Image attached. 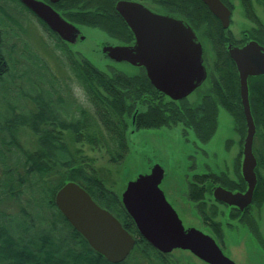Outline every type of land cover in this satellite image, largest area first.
Wrapping results in <instances>:
<instances>
[{"label": "trees", "instance_id": "1", "mask_svg": "<svg viewBox=\"0 0 264 264\" xmlns=\"http://www.w3.org/2000/svg\"><path fill=\"white\" fill-rule=\"evenodd\" d=\"M6 1L15 2L21 10L31 13L18 0H0V93H8L7 105L3 104L0 109V264H175L170 254L158 252L140 236L120 196L104 185L96 169L74 144L95 143L104 149L111 164L118 165L128 151L129 127L142 130L182 124L206 143L217 129V106L229 111L243 138L245 120L240 111L239 85L233 67L227 64L215 68L217 76L211 90L214 102L204 99L192 108L157 91L143 68L135 75L99 70L64 47L65 43L36 19L55 40L54 47L61 51V62L68 75L58 78L38 56L22 52L27 62L20 69L19 56L15 60L13 49L11 53L4 47L6 36L17 38L16 28L20 27L5 8ZM116 1L59 0L54 6L73 24L97 28L111 38L129 43L132 35L115 11ZM191 1L157 0L169 12H176L181 6L183 11H188ZM65 78L79 86L82 102L73 97ZM20 80H25L26 88ZM248 86L256 129L254 139L258 137L262 142L261 150L254 145L252 148L257 160L253 204H264V179L259 174V169L264 170V82L253 78ZM223 94L229 95L228 100ZM11 100L15 101L9 103ZM23 130L35 138L32 148L21 141ZM236 170L237 181L223 173L203 174L194 175L187 184V199L195 204L204 226L218 241L222 239V225L215 220V206L211 205L208 209L211 214H207L206 196H211L214 184L230 190H245L239 168ZM67 182L80 185L135 238L134 248L124 261L110 263L96 253L58 211L54 196ZM239 217L233 211L228 218L241 223L243 219Z\"/></svg>", "mask_w": 264, "mask_h": 264}, {"label": "water", "instance_id": "2", "mask_svg": "<svg viewBox=\"0 0 264 264\" xmlns=\"http://www.w3.org/2000/svg\"><path fill=\"white\" fill-rule=\"evenodd\" d=\"M18 1L64 43L83 40L78 26L64 19L46 2ZM57 1L49 0L51 3ZM202 1L226 27L228 10L220 1ZM114 8L131 31L134 43L105 45L101 47L103 54L116 63L125 62L143 68L150 84L173 101L187 97L202 84L206 72L202 66L201 48L183 20L157 13L133 1L119 0ZM229 52L239 75V94L246 126L240 167L246 190L233 193L216 186L212 195L216 201L242 210L252 202L256 185V160L252 152L256 130L249 106L247 77L264 75V51L261 47H244ZM163 177V168L154 164L148 173L129 181L120 194L122 206L140 236L162 254L179 250L205 264H235L222 252L213 236L196 227L183 225L160 188ZM54 203L69 225L108 262L124 261L134 248L135 238L77 183L67 182L58 189Z\"/></svg>", "mask_w": 264, "mask_h": 264}, {"label": "rangeland", "instance_id": "3", "mask_svg": "<svg viewBox=\"0 0 264 264\" xmlns=\"http://www.w3.org/2000/svg\"><path fill=\"white\" fill-rule=\"evenodd\" d=\"M145 2L150 8L162 11L153 0H140ZM5 8L16 19L20 27L16 28L17 38L7 35L5 38V48H8L17 60L19 56L23 69L27 62L22 54H35L58 76L67 77L66 68L62 64V53L54 47L55 40L50 38L40 26L36 18L26 10H21L15 2L6 1ZM76 25V24H75ZM78 26L83 40H77L74 44H65L72 52L79 54L88 60L99 70L110 73L111 70L122 72L126 75H135L140 69L128 63H115L101 52V45H128L118 38L109 37L104 31L97 28ZM13 38V39H10ZM20 52V53H19ZM71 94L79 102H82L83 95L76 82L65 78ZM26 88L25 80H20ZM209 77L196 91L187 97L190 105L195 104V99L209 92ZM6 89V88H5ZM6 93H0V109L7 105ZM12 94L14 92L12 91ZM14 99V98H13ZM15 100L9 101V103ZM21 104H25L23 100ZM87 104V103H85ZM26 105V104H25ZM3 109V108H2ZM31 134V133H30ZM27 130H23L20 139L32 148L35 138ZM240 137V141H239ZM128 151L120 164H111L102 147L99 145L80 142L74 146L80 149L83 158L96 169L99 179L107 188L113 190L118 196L124 190L126 184L134 180L139 174H146L154 164H159L164 170V177L160 184L167 201L176 210L179 218L185 227H196L214 237L208 230L196 210L195 204L187 199V184L192 176L200 171L211 170L220 175L225 174L234 180L237 177V168L240 172L241 164V135L237 130L235 121L227 113L220 111L217 118V130L211 140L206 144H199L190 129H184L182 125L161 127L158 129L134 130L128 128L126 133ZM71 140V139H70ZM228 149L226 147V141ZM239 141V144H238ZM261 139L256 137L253 145L257 150H261ZM264 179V172L259 169ZM217 184H214L216 186ZM205 210L211 214L209 207L215 206L217 215L215 220L222 225V239L217 241L222 252L232 259L235 264H264V253L259 248V240L252 233L247 232V228L239 223L238 219L230 220L229 210L223 205L216 203L212 196H206ZM263 210V209H262ZM250 216V218H249ZM248 219L251 221L264 222V212L255 205L249 211ZM264 225V224H262ZM261 225V226H262ZM262 228V227H261ZM264 236V228H262ZM260 236L259 234H257ZM261 237V236H260ZM128 257V256H127ZM170 260L175 264H205L190 253L175 250L170 254Z\"/></svg>", "mask_w": 264, "mask_h": 264}, {"label": "flooded vegetation", "instance_id": "4", "mask_svg": "<svg viewBox=\"0 0 264 264\" xmlns=\"http://www.w3.org/2000/svg\"><path fill=\"white\" fill-rule=\"evenodd\" d=\"M42 1L49 4L56 12H58L61 15V13L54 6L56 3L59 2V0L55 3H51V2H49V0H46V1L42 0ZM117 1H119V0H117ZM127 1L137 2L139 4L144 5L145 7L149 8V9L153 10L145 2H142L140 0H127ZM219 1L228 10V18H227L228 22H227L226 27L223 26L221 20L209 9V7L202 0H192L191 3L189 4V8L188 9L186 8V10H188V11H183L184 8L181 6L180 8H178V10L176 12L167 11L165 7L163 8L162 5L157 2V0L152 1L154 4H156L162 10L160 12L156 11V10H153V11L160 13V14L174 16V17H177V18L183 20L191 28V30L193 31V33L196 37V41L200 45L202 66L204 67L205 72H206V77H205L204 81L202 82V84L209 77V82H210L209 83V92H207V93L201 95L200 97H198L197 99H195L196 102L194 105H190L188 103L189 99H187V97L189 95H191L192 93L195 94L196 91L201 87V85H202L201 84L192 93H190L187 97L180 99V100H177V102H182V103L186 104L188 107L195 108L204 99H207V100H210L211 102H214L215 96L211 90H212L214 82H215L214 80L216 79V76H217V73L215 70V68H217V67H220L222 65H227V64L231 65V67H233L234 73L236 74V77L238 79V85H239V75H238V71H237L235 62L233 61V59L230 56V52H229L230 49H233V48L242 49L244 47H261L262 50L264 51V0H219ZM36 19H38V18L36 17ZM131 35H132V33H131ZM133 43H134V37L132 35V41H130L128 43V45H132ZM101 47H103V45H101ZM146 78H147V76H146ZM253 78H260L264 82V75L263 74L255 75V76H248L247 77V86H248L249 82L251 81V79H253ZM238 95H239V101H240V107H241L240 111L243 114V108H242L240 94H239V86H238ZM148 97H147V101H148V103H150V98H148ZM225 97L228 100L229 95H226ZM248 100H249V86H248ZM216 111H217V118H218L220 111H223L230 116L229 111H227L223 106H217ZM176 125H178V124H176ZM180 125H182V124H180ZM164 127H167V126H164ZM182 127L184 129H188V128H185L183 125H182ZM216 130H215V132H216ZM215 132L211 135V137L207 140L206 143H208L211 140V138L214 136ZM193 134H194V132H193ZM245 134H246V126H245ZM245 134H244L243 138L241 137L242 138L241 139L242 146H243V140H244ZM239 135H240V133H239ZM194 136L200 145L206 144V143L201 142L195 134H194ZM239 141H240V137H239ZM239 141H238V144H239ZM229 142H231V141L228 140L225 142L227 144L226 147L228 146ZM253 142H254V140H253ZM227 149H228V147H227ZM240 154L242 157V148H241ZM255 160H256V158H255ZM256 166H257V160H256ZM256 166H255V168H256ZM261 171L264 172V170H262V169H261ZM203 174L218 175V174L212 172L210 169L197 172L194 175H203ZM259 174H260V172H259ZM240 175H241V172H240ZM255 175H256V173H255ZM260 176H261V174H260ZM226 177L229 178L227 175H226ZM241 178H242V176H241ZM237 179H238V177L236 179H234L233 181H237ZM230 180H232V179H230ZM256 182H257V176H256ZM245 185H246V183H245ZM214 187L215 186H213L211 189L212 198H213L212 190ZM223 188H225V187H223ZM225 189H227V188H225ZM227 190H229L233 193H235V192L243 193V192H245L246 188L243 191L230 190V189H227ZM213 200L216 201L214 198H213ZM216 202H218V201H216ZM218 203H221V202H218ZM221 205H223L226 209L229 210V214H230V212H233V211L234 212L236 211L239 213V216H240L239 218L243 219V221L241 222L242 226H245L248 229L247 232H249V234L250 233H252L253 235L255 234L254 237L256 239H258L259 243H260L258 246H259L261 252L264 253V236L262 235V232H263L262 228H264V225H262V224H264V222L256 220V221H252V223H251V221L248 219L249 211H250L251 207H253L255 205L257 208H259L261 211L264 212V204H253V195H252V202L247 207L243 208L242 210L238 209L235 206L226 205L224 203H221ZM249 218H250V216H249ZM257 234H259L261 237L258 236Z\"/></svg>", "mask_w": 264, "mask_h": 264}]
</instances>
